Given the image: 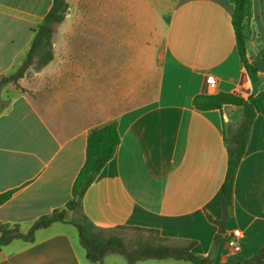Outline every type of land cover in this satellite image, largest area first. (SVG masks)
<instances>
[{"label":"crops","instance_id":"0c3cea01","mask_svg":"<svg viewBox=\"0 0 264 264\" xmlns=\"http://www.w3.org/2000/svg\"><path fill=\"white\" fill-rule=\"evenodd\" d=\"M82 1L68 0L71 8ZM53 3L0 0V78L23 66ZM100 6L93 33H74L93 40V47L82 51L91 57L88 80L77 81V70L66 68L69 74L58 78L57 104L44 108L37 99L43 93L25 89L26 80L23 91L7 87L10 105L0 112V195L12 196L0 206V229L21 225L27 232L41 217L65 209L86 164L91 132L117 122L121 143L87 191L82 215L100 229H151L166 239L196 242L194 253L217 264L260 254L264 114L253 123L237 172L233 213L221 234L217 223L224 218L222 186L228 172L225 132L241 122L244 109L200 111L194 100L220 93L249 99L264 93V0H253L246 25V57L258 72L256 85L238 48L232 0H93V7ZM67 23L68 18L60 30ZM159 49L155 92L146 102L145 56L159 55ZM236 229L244 234L242 251L230 259L223 236ZM105 263L127 261L109 255ZM0 264L91 263L78 230L55 223L40 230L33 244L15 240L2 248ZM142 264L192 263L169 259Z\"/></svg>","mask_w":264,"mask_h":264},{"label":"trees","instance_id":"16d2710c","mask_svg":"<svg viewBox=\"0 0 264 264\" xmlns=\"http://www.w3.org/2000/svg\"><path fill=\"white\" fill-rule=\"evenodd\" d=\"M53 7L46 16L39 30L36 31L31 50L23 66L10 76L0 78V112L7 109L10 101L4 99L8 86L22 90L21 83L31 71L41 72L55 60L54 47L59 28L65 23L70 11L68 0H53ZM235 11L233 27L243 62L254 84H257V70L245 60L246 58V25L252 18L253 0H232ZM200 111L221 110L225 106H237L244 109V116L237 126H228L225 139L228 149V172L222 186L224 196V218L217 224L221 234L233 208L234 187L241 161L246 154L253 123L258 114H264V93L245 99L233 94L200 95L194 100ZM121 143L118 123L113 122L91 132L88 140L87 161L74 187L73 200L63 210H56L35 221L27 232L21 225L3 224L0 229V250L15 240L35 243L40 230L48 229L55 223L74 226L79 233L80 243L86 251L91 264H106L109 255L124 257L127 264H142L148 260H176L192 264H217L209 258L201 259L194 253L196 242L188 240H171L163 238L156 230L135 227L100 229L85 215L82 218H69L68 209L82 210L83 199L106 165L114 158ZM12 193L0 195V206L7 202ZM121 231H129V235ZM217 237V243L221 240ZM123 235V236H122ZM229 264H264V248L253 258L235 261Z\"/></svg>","mask_w":264,"mask_h":264},{"label":"rangeland","instance_id":"374dc122","mask_svg":"<svg viewBox=\"0 0 264 264\" xmlns=\"http://www.w3.org/2000/svg\"><path fill=\"white\" fill-rule=\"evenodd\" d=\"M98 1H95V6H98ZM93 7V0H83L81 5L77 3L70 7L68 18V23L60 30V34H58L54 52H55V59L50 67L49 70L46 72L44 71L42 75L39 73L31 71L30 74L27 76L25 82V89L28 91L33 90H41L43 93L42 96L37 98L39 102L43 105V108L48 103L57 104L58 100V91H59V82L58 78L61 75H65L66 73L69 74V69L77 70V81L88 80L89 79V68L87 66L90 63L91 57L86 54L85 51L90 47H93V40L84 39L79 35H75L74 33H82V32H92L93 33V17L96 16L97 10H101V6ZM73 34V36H70ZM81 51V52H80ZM160 49L158 50V54ZM93 58V57H92ZM102 58V57H99ZM104 58L102 60L104 61ZM133 57H130V59ZM135 58V57H134ZM162 55H150L147 54L145 56V71H146V89H145V97L146 102L149 98L154 95L155 92V81L158 78V68L159 62L162 61ZM164 58V56H163ZM85 65L86 68H79V66ZM74 66L75 68H71ZM13 87V86H8ZM46 87V89H45ZM46 90V91H45ZM8 88H6L4 92V99L9 100L8 96ZM34 93V92H33ZM40 93V92H39ZM51 94L50 96L45 97V94ZM46 100V101H45ZM68 216L69 218L73 219H80L82 218L81 210L73 211L68 209ZM122 233L124 235H129V231H121L117 232L116 234ZM123 236V235H122ZM121 259H124L120 256ZM126 263V262H125Z\"/></svg>","mask_w":264,"mask_h":264},{"label":"built area","instance_id":"2783aa9c","mask_svg":"<svg viewBox=\"0 0 264 264\" xmlns=\"http://www.w3.org/2000/svg\"><path fill=\"white\" fill-rule=\"evenodd\" d=\"M209 87L212 91L217 89V84L214 80L209 82ZM244 237V234L241 230L236 229L230 233H225L224 238V245L227 249L228 258L233 259L236 258L242 251V244L241 241Z\"/></svg>","mask_w":264,"mask_h":264},{"label":"water","instance_id":"95a60500","mask_svg":"<svg viewBox=\"0 0 264 264\" xmlns=\"http://www.w3.org/2000/svg\"><path fill=\"white\" fill-rule=\"evenodd\" d=\"M245 60L247 61V57L245 58ZM230 213L232 214L233 213V209H230ZM201 259H204L205 257L204 256H199Z\"/></svg>","mask_w":264,"mask_h":264}]
</instances>
